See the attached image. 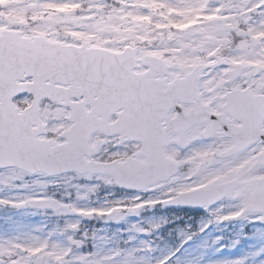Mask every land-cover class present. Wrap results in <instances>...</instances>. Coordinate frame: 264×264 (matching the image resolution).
Listing matches in <instances>:
<instances>
[{
    "label": "snow or ice",
    "instance_id": "obj_1",
    "mask_svg": "<svg viewBox=\"0 0 264 264\" xmlns=\"http://www.w3.org/2000/svg\"><path fill=\"white\" fill-rule=\"evenodd\" d=\"M0 264H264V0H0Z\"/></svg>",
    "mask_w": 264,
    "mask_h": 264
},
{
    "label": "rangeland",
    "instance_id": "obj_2",
    "mask_svg": "<svg viewBox=\"0 0 264 264\" xmlns=\"http://www.w3.org/2000/svg\"><path fill=\"white\" fill-rule=\"evenodd\" d=\"M203 215V210H198V211H194L192 212L190 215L188 216H191L194 218V220L198 221L200 219V217ZM223 228V226H221ZM231 230H233V226L232 225H229L228 228H225L224 229V232L225 234H230ZM219 234V232L216 230V226H211V229L210 231L208 232V236L211 237V236H214V235H217ZM250 241H245L244 243L245 244H248ZM224 243H227V240L224 241ZM238 250L237 249H232V248H225L223 249L222 251V255L224 256H229V255H234Z\"/></svg>",
    "mask_w": 264,
    "mask_h": 264
}]
</instances>
